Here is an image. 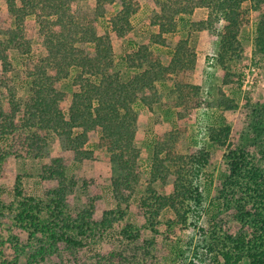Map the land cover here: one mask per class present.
Here are the masks:
<instances>
[{"label": "trees", "instance_id": "16d2710c", "mask_svg": "<svg viewBox=\"0 0 264 264\" xmlns=\"http://www.w3.org/2000/svg\"><path fill=\"white\" fill-rule=\"evenodd\" d=\"M83 1L85 0H4L14 26L7 29L0 26V160L8 155L30 159L46 157L47 153L44 154L43 150L50 140L56 138L60 147L69 151V155L49 159L45 166L52 165L51 169H59L54 174L55 177L61 178L63 171L70 168V162L78 163L83 157H90L85 143L90 132L100 130V141L107 144L113 168H123L118 175L111 178L113 199L119 205L126 196L125 189L121 188L123 180H131L136 175H133V170L123 167L127 161L124 154L135 151L133 140L137 111L133 109L134 102L139 99L141 104L147 107L159 103L161 94L156 92L158 85L171 81V90L168 93L174 99L175 107L197 108L203 105V99H196V91L197 97L191 96L193 88L196 90L198 86L195 84L194 87L188 82L196 54L184 39L172 51L169 62L163 64L158 55L146 45H141L136 55L129 58L128 64L137 71L124 82L116 73H110V37L108 32L98 33L99 21L113 3H118L119 10L111 15L108 22L109 27L119 36H124L132 28L130 19L138 9L137 1L92 0V10L81 8L79 3ZM246 2L251 8L261 10L255 23L253 48L255 52L264 54V0H154L157 12L152 22L158 25L161 33L207 30L218 44L214 55L215 64L225 67L227 62L242 56L243 46L237 34L240 27L249 21L247 9L243 7ZM197 7H205L207 16L193 19L194 9ZM31 15L39 24L47 52L36 60L30 58L26 62L24 73L29 85L24 97L20 98L16 97L14 86L8 82V75L15 69L9 58V50L17 49L22 55L29 53L32 37L23 23L25 18ZM220 20L223 25L217 27L216 23ZM165 41L160 39L158 42L165 45ZM88 46L93 47L88 49ZM72 68L75 70L72 82L78 87V91L73 93V103L68 111L64 112L61 106L59 107V102L65 101L67 93L59 87L70 75ZM3 98L6 101H3ZM250 129L254 137L251 147L227 148L225 161L228 174L217 187L216 197L217 204L222 201L228 204L232 192L234 199L242 195L240 207L237 205L235 210L240 211V217H245L249 231L235 238L226 233H221L220 238H217V235L208 238L206 232L215 231V223L210 219L207 226L197 225V232L202 233L201 242L206 254H199L196 256L199 262L191 264H204V260L212 264H236L244 256L249 258L247 264H264V110L257 118H252ZM212 130L210 126L206 127L209 136ZM220 130V138L225 142L230 128L227 126ZM162 136L157 143L158 154L160 150L165 149L164 146L169 148L173 145L171 134L165 133V140ZM192 151L176 171L181 179L179 183L175 181L178 196L173 195L170 199L172 202L168 204L170 208L173 207L176 221L181 224L193 222L192 218H188L187 212L192 211L193 206L200 207L203 198L200 177L208 160V151L203 147H195ZM155 159L159 160L160 157L155 156ZM68 183L70 188L75 185L72 177ZM179 184L186 187V194L182 186L179 188ZM188 186L193 189L194 197ZM61 187L63 191L66 189L64 184H61ZM227 190H230L229 197ZM54 191L57 192L58 189ZM23 194L21 178L18 175L12 200L6 202L0 197V264L11 262L6 254L11 247L14 254L21 255L24 245L21 235L24 233L32 240H35L37 232L43 231L55 236L57 240H68L73 231L76 235L73 234L71 245L81 247L87 244L86 241L91 242L90 240L100 235L101 230L106 229L103 227L100 230L98 220L93 219V205L89 202L74 217L66 214V219L61 222H55L52 217L54 209H49L46 216L51 223H48L49 227L45 230L46 218H40L39 213L43 208L41 203L34 196L25 197ZM51 199L54 201L52 205L59 207V200ZM48 200L50 207L51 200ZM159 200H163L160 194L156 196L155 201L158 203ZM142 204H148L145 198H142ZM118 213L122 215V210ZM154 216L153 210L146 221L156 224ZM69 220H72L74 226L69 224ZM197 220L194 219L195 222ZM115 221L113 214L108 218V226L112 228ZM118 237L119 246L123 248L127 245L125 239H133L127 227L118 231ZM40 246L39 243L35 246L32 244L36 251L29 255L32 263L43 258L42 253L39 254ZM121 251L122 249L103 253L100 261L104 262L101 264H119L123 257ZM152 264L160 263L155 257Z\"/></svg>", "mask_w": 264, "mask_h": 264}, {"label": "rangeland", "instance_id": "374dc122", "mask_svg": "<svg viewBox=\"0 0 264 264\" xmlns=\"http://www.w3.org/2000/svg\"><path fill=\"white\" fill-rule=\"evenodd\" d=\"M136 1L138 9L130 19L132 28L124 36H119L109 27L108 22L111 15L119 10L118 3H113L99 21L98 33L108 32L110 37L112 47L110 73H116L124 82L128 81L137 71L128 65L129 58L136 55L141 45H146L160 57L163 64H167L176 45L186 39L188 47L196 54L188 82L194 87L196 84L198 89L193 88L194 92L191 96L195 97L196 91L198 97L195 98L203 99L204 102L201 103L204 104L197 108L175 107L174 99L168 93L171 90V81L158 85L156 92L161 94L159 103L147 107L141 104L139 99L135 100L133 104V109L137 111L133 140L135 151L124 154L127 161L123 167L133 170V175H136L131 180L129 178L123 180L121 188L125 189L126 196L119 205L113 199L111 178L118 175L123 168L121 170L119 166L113 168L107 144H102L100 141V130L90 132L85 143V148L90 151V157H83L78 163L70 162V168L63 171L61 178L55 177L54 174L59 169H51L52 165L45 166L49 159L69 155V151L61 148L56 138L50 140L43 150L44 154L47 153L46 157L30 159L8 155L2 158L0 197L6 202L12 200L14 184L17 176L20 175L23 195L34 196L43 207L39 213L40 218H46L45 230L49 227L48 223H51L46 216L49 209H54L52 217L55 222H61L66 219V214L74 217L89 202H92V217L98 220L100 230L106 228L101 230L100 235L90 240L91 242L86 241L87 244L81 247H72L70 241L73 239V234L76 235L73 231L68 240H57L58 238L46 231L37 232L34 236L35 240H32L24 233L21 235V241L24 243L22 256L14 254L11 247L6 253L7 259L11 260L9 264H101L104 262L100 261L103 253L107 251L113 253L119 249H122L123 253L119 264H152V259L155 257L160 264H191L198 261L196 256L206 254L201 242L202 233L197 232V225L207 226L210 219L215 223L216 230L206 232L208 238H214L215 235L220 238L221 233L235 238L249 231L245 217H240V211L235 210L237 205L240 207L239 201L242 195L234 199L232 192L228 204L223 201L217 204L216 197L217 187L228 174L225 161L227 148L252 146L250 145L254 140L250 129L252 118H257L264 110V54L255 52L253 48L255 23L259 19L258 13L261 10L251 8L248 2L243 4L247 9L249 21L240 27L237 34L243 46L242 56L227 62L223 67L215 64L214 55L218 44L207 30L191 33L186 31L161 33L158 25L152 22L157 12L154 0ZM79 6L92 10L93 1L85 0L80 2ZM207 13L205 7H197L192 18L202 19ZM23 24L26 31L31 33L30 51L22 55L17 49L9 50V58L15 69L8 75L11 79L9 77V80L7 79L9 85L14 86L16 97L20 98L24 97L29 85L24 73L26 62L30 58L36 60L47 52L42 42L39 24L34 16L26 17ZM222 25V20L216 23L217 27ZM0 26L6 29L14 26L13 18L7 12L4 0H0ZM160 39H165L166 44L161 45L158 42ZM0 74H2L1 62ZM74 74L75 70L72 68L70 75L59 87L67 93L65 101L59 102V107L61 106L64 112H67L73 103V93L78 91V87L72 82ZM3 101L6 100L3 98ZM208 126L213 129L210 136L206 131ZM227 126L230 130L225 142H222L220 129ZM165 133L171 134L173 145L169 148L164 146L165 149L160 150L158 154L157 143L162 135L163 139L165 138ZM195 147H203L208 151V160L202 168L200 177L203 198L200 207L193 206V203L194 210L187 212L188 218H192L193 222L181 224L176 221L173 207L170 208L168 204L172 202L170 199L173 195L178 196L175 181L179 183L181 179L176 171ZM155 156L160 159L156 160ZM71 177L75 181L72 188L68 183ZM61 184L66 186L64 191L61 190ZM181 186L186 194V187L179 184V188ZM55 189L58 191H54ZM190 190L193 191L192 188ZM159 194L162 195L163 200L157 203L155 200ZM229 194L230 192L228 197ZM192 195L194 197V191ZM51 198L59 200V207L52 205L54 201ZM142 198L146 199L147 205L142 204ZM119 209L122 210V215L118 213ZM110 210L112 213H107ZM153 210L156 224L146 221ZM113 214L116 221L111 228L108 226V218ZM194 219H198L197 222ZM103 220L106 223L102 222ZM69 224L74 226L72 220H69ZM123 227H127L133 236L132 241L131 237L129 240L125 239L127 245L124 248L118 243V231ZM33 241L34 243H31ZM38 243L41 244L39 254L42 253L43 258L39 262L32 263L29 258L30 253L35 251L32 244L35 246ZM203 256L207 258L206 255ZM17 258L18 261L15 260ZM203 262L212 264L208 260ZM248 262L249 258L244 256L236 264Z\"/></svg>", "mask_w": 264, "mask_h": 264}, {"label": "built area", "instance_id": "2783aa9c", "mask_svg": "<svg viewBox=\"0 0 264 264\" xmlns=\"http://www.w3.org/2000/svg\"><path fill=\"white\" fill-rule=\"evenodd\" d=\"M252 69V68H251ZM248 81V80H247Z\"/></svg>", "mask_w": 264, "mask_h": 264}]
</instances>
